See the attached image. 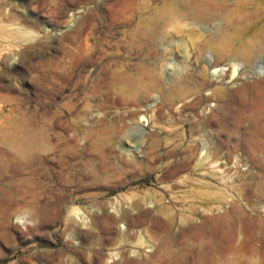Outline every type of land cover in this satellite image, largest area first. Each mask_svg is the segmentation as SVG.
<instances>
[{"label": "rangeland", "instance_id": "374dc122", "mask_svg": "<svg viewBox=\"0 0 264 264\" xmlns=\"http://www.w3.org/2000/svg\"><path fill=\"white\" fill-rule=\"evenodd\" d=\"M250 133L264 0H0V264H264Z\"/></svg>", "mask_w": 264, "mask_h": 264}, {"label": "bare ground", "instance_id": "6f19581e", "mask_svg": "<svg viewBox=\"0 0 264 264\" xmlns=\"http://www.w3.org/2000/svg\"><path fill=\"white\" fill-rule=\"evenodd\" d=\"M239 59L238 62H235L232 68L227 69L226 67H223L221 65V61H213V59H209L208 60V65L209 67H211L213 69V73L212 76L217 78V79H223L224 80V76H226L228 74V71L231 70V80L235 81L236 77L239 75L240 70L243 68L242 64L244 62V60L242 58H237ZM260 84L258 85H253V86H242L237 88L236 90L232 91L230 93V95L228 96L226 103L231 100L235 94H238L240 96H248L251 93V90H255L256 88H259ZM224 88L222 87H218L215 88L212 92H211V97H216L217 94L219 93L220 95L224 94ZM224 97V96H223ZM222 97V98H223ZM208 98V100L210 99ZM213 117V113L207 117V122L210 124H213L211 122V118ZM218 121L220 122V125L223 126V123H226L228 121V115L226 112L220 114L217 117ZM213 120V119H212ZM221 129V128H220ZM224 129V128H223ZM249 133V132H248ZM220 135V133H219ZM222 137V136H221ZM228 137L230 139H228V141L226 142H222V141H218L216 143H214L215 147L217 148H221L223 147H228L231 144V140H232V134L228 135ZM212 143L208 140V139H202L200 141L195 140L193 142V145L190 146V148L192 150H196V151H209L212 147ZM234 149H238V150H248V149H264V140H262V135L260 134H255V133H250L248 134V139L245 141H241L239 140V142L237 144L234 145ZM215 151V150H214ZM264 197V196H263ZM248 202V201H247ZM234 205V204H233ZM77 212V211H76ZM75 214V213H74ZM77 214V213H76ZM263 232V231H262ZM257 234V233H256ZM260 235V234H259ZM262 235V234H261ZM247 241V240H246ZM243 250V249H242ZM36 257H39V255L37 254ZM47 263V262H46Z\"/></svg>", "mask_w": 264, "mask_h": 264}]
</instances>
